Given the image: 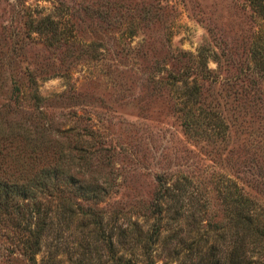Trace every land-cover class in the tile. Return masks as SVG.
I'll list each match as a JSON object with an SVG mask.
<instances>
[{"label":"rangeland","instance_id":"1","mask_svg":"<svg viewBox=\"0 0 264 264\" xmlns=\"http://www.w3.org/2000/svg\"><path fill=\"white\" fill-rule=\"evenodd\" d=\"M71 1L82 7L80 16H92L75 20L81 27L70 33L75 49L65 47L68 0H0V127L18 132L0 135V174L26 182L54 164L58 174L97 183L103 195L95 205L103 212V235L97 238L76 213L63 234L45 236L36 257L115 264L118 255H139L131 222L145 240L154 217L147 202L159 177L168 188L162 199L168 221L152 244V264H227L222 253L232 225L226 201L231 206L241 198L264 227V80L252 74V54L262 52L249 47V8L242 0ZM128 1L125 14L122 5L115 8ZM21 3L65 20L59 41L47 43L44 31L29 28ZM103 11L118 17L112 27L122 19L124 27L99 32ZM84 40L93 46L81 45ZM196 53L208 71L195 77L211 81L206 95L228 124L225 137L186 133L171 108L183 74L195 72ZM164 68L180 69L175 83L167 82ZM33 89L35 100L27 98ZM36 192L45 207L48 197ZM180 200L198 210V222L170 219ZM57 239L58 250L49 254ZM244 248L245 264H264V241H245ZM3 259L0 264H8Z\"/></svg>","mask_w":264,"mask_h":264},{"label":"trees","instance_id":"2","mask_svg":"<svg viewBox=\"0 0 264 264\" xmlns=\"http://www.w3.org/2000/svg\"><path fill=\"white\" fill-rule=\"evenodd\" d=\"M71 3L72 1L68 0V12H66V15H68L66 22H68L69 35L68 44L65 47L67 46L68 49L74 47L76 36L70 33L72 30L75 31V20L77 19V22H79L80 20L86 21L87 19H92L89 12L87 19L85 16H80L79 10L82 7L76 3L77 7L74 8L75 4ZM242 4H245L249 8L250 15L254 18V29L252 32L254 36L250 39V44L252 45H249V47L254 52L255 49L259 51L260 48L262 52L256 55L252 54L255 69L252 71V74L264 80V0H242ZM121 5L123 6V10H121L123 14H125L124 11L129 9V7L132 8L129 1L121 2L119 6L115 4V8L118 9ZM105 6V11L107 12V9L110 8L109 2H106ZM22 8L27 9L26 16L29 17V28L32 27L34 30L36 29V31L40 32L44 31V40L47 43H52L54 40L59 41L60 33L64 32V30H60V26L65 25V20L54 18L50 13H42L40 10H36L33 13L29 10L28 6H24L23 4ZM85 10H87L86 7L83 8V11ZM117 19L118 17L116 16L115 20ZM115 20H112L103 11L100 15V20H97L99 32L113 31V27L121 28L124 20H118L112 27V21ZM33 22L34 24H32ZM87 22H85V26H87ZM78 26L80 27V24ZM78 26L76 29L79 31L81 27L79 29ZM129 33L132 34V32ZM83 44L85 46H93L92 42L86 43L85 40L81 41V45ZM99 45L103 49L108 47V43L105 41L99 43ZM167 55L173 57L172 54ZM175 57L178 58L179 56L176 55ZM202 58L199 53L194 55L192 63L195 64L196 73L188 70L186 74H183L184 78L180 79L178 85L182 86L183 90L179 92V95L175 99L170 101V105L172 110H176V115L180 117V124L186 133L200 136L204 134L207 136L208 133L211 137H215V135L220 136L221 134L222 137H225L228 135V124L224 121L223 115L221 116L217 111L215 104L212 102L213 97L208 99L206 95V90L213 89L211 81L207 80L204 76L195 77L198 73L208 71L206 65L202 62ZM196 68H199V70ZM164 71L166 79H170L167 82L175 83L180 69L164 68ZM192 72L194 73L193 75H191ZM28 94L27 98L29 99L35 100L38 98L34 89L32 92H28ZM209 95H211V92ZM14 126L15 124L12 127ZM0 128L2 129L0 131L1 136L18 133L17 131H11V128ZM54 166V164L53 166H48L45 170L47 174H43L40 178L34 176L25 178L26 182H20L16 177L14 179L12 176L0 174V256L8 264H11L13 261L18 263V260L22 262L21 264H54L49 262L50 257L48 259L37 258L36 254L40 251L45 236L50 232L55 234V237L63 234L68 226V221L76 213L78 214L76 217L84 221L85 225L93 228V232L97 235V238L101 234L103 235V212L100 208L95 207L103 196L100 185L89 180L74 178L72 174H58V169ZM155 181L157 189L154 192V196L147 202V206L151 209L150 211L154 217L151 222V230L145 231L147 232L145 240L138 234L140 232L143 233V231L137 222H131L135 235L134 244L139 248L140 254L137 255L133 251L130 252L136 258L131 255H118L116 257L118 260L116 259L117 262L115 264L153 263L151 258L152 244L159 237L163 229H165V221H168V216L165 217V207L162 200L165 199L168 188L159 177ZM59 186L62 187L58 188ZM36 189L44 191L45 196L48 197V203H46L45 207L42 205L43 201L37 197ZM221 195L222 198L226 196L225 193ZM221 195L219 196L221 197ZM248 197H244V201H248ZM240 199L235 196V201H232V205L230 206L226 201V206L223 208L227 212L226 220L231 222L229 225H232L226 238L224 252L222 253L227 260V264H245L246 261L249 262L248 258L244 257L245 241L252 244L264 241V227L259 226L258 222H256L257 218L255 217L253 208L247 204L244 205ZM237 202L238 204H235ZM182 203L185 202L180 200L179 204L181 206L179 205L174 214H171L170 219H174L177 222L182 219L198 222L201 217L200 215L196 216L198 210L195 214L194 211H190L192 209H189V207L185 208V205H182ZM121 232L125 235V228H122ZM173 235L174 237L177 236L175 232ZM178 240L180 239L178 238ZM57 242H61V239L53 242L55 248L49 254L53 253L54 255L56 253L59 248ZM211 247L213 248L212 245Z\"/></svg>","mask_w":264,"mask_h":264}]
</instances>
